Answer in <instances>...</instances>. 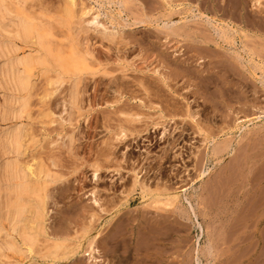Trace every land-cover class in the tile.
<instances>
[{
	"label": "rangeland",
	"instance_id": "374dc122",
	"mask_svg": "<svg viewBox=\"0 0 264 264\" xmlns=\"http://www.w3.org/2000/svg\"><path fill=\"white\" fill-rule=\"evenodd\" d=\"M65 1L42 0L38 3H46L48 6L52 5V7H57ZM160 1L75 0L77 10L86 8L90 10V14L93 12L99 13L101 23H104L110 31L120 32L125 42L120 39L109 42L103 38L102 33L93 32L92 30L88 31L93 40L92 43H95L94 45L92 44L96 61L95 64L98 63L100 65L101 72L94 76L93 79L89 78V76L83 78L80 84L83 90L81 108L68 121H66L68 119L67 113L66 116L65 112L62 111L60 95L69 87V84H64L61 88L62 90L43 99L41 103L38 97L32 99L30 115L29 117L24 115L21 119V124L25 132L29 136L34 137L37 143H35L33 149L26 150L22 160L27 162L29 158V162L32 160L31 157L38 156L42 159H52L56 162V169L54 168L53 171L57 172V175H61H59L61 180L51 189V202L55 201L59 204L58 206L56 205L57 208L54 206L57 203L52 202L54 214L53 212L51 213V219L54 215L56 219H52L55 225L51 224L50 229L53 231L57 227L59 228V232L65 230V232L61 231L63 234L80 236L83 235L82 228L87 225L89 228L88 231L90 230L89 233L91 232V237L100 234L97 237L98 240H96L100 253L96 252L95 254L97 255L94 254L98 258L99 263H95L93 260L94 263L90 264H103L105 259H108L109 262L112 261L110 264H196V251L197 249L205 247L208 244V239H211L212 242L218 241L216 244L219 245L216 248L218 249L221 246L220 253L222 252L224 255L229 256L224 258V255L220 254L218 257H222L220 259L221 261L217 258L216 261L212 260L213 264H219V261L220 264H239V262L241 264H264V242H261L264 241V220H261L257 227L255 224H250L252 220L256 221V219L246 218L252 215V212L254 215L260 213L262 215V212H264V206L261 205L264 200V189L261 190V188H264V170L262 169L264 168V66L263 71L261 68L262 64L264 65V40L255 36L253 30L248 29L245 33H231L229 40L222 42L220 36L221 11L217 10L213 3L211 5L210 0H205V2L204 0H188L184 5L167 10H164L161 4L162 2ZM195 1L198 2L196 3ZM203 3L205 4L204 7ZM197 4H199V7H197ZM209 5L211 6L207 7ZM190 8L192 12H187ZM199 9L202 12L204 9L203 16L205 18L197 16L199 15L197 13ZM250 9L253 11L255 8L250 6L248 9L249 22L252 23L254 14ZM216 10L220 13H217ZM169 11H171L170 14ZM137 14L139 17L135 18ZM145 15L147 19L146 17L144 18ZM163 15L170 17V20L167 21V17L165 18ZM139 18L149 20L148 22L150 23L151 21L152 24L150 23L147 27L136 26L135 20ZM233 20L235 21L231 20V22L236 23L237 19L233 18ZM182 22L185 24L183 23L181 25ZM188 22L189 24L187 25L190 28H187L186 23ZM238 22L237 20L236 24ZM166 24L171 26V28L167 27L168 25ZM173 24L176 27L185 25L186 27L184 26L182 29L189 30H184L185 33L182 30V34L193 36L192 38L190 37V42H193V39L195 41L190 43L188 40L185 41L186 43L181 42V44L176 45V40L179 38L177 37L178 39H176V35H173L174 37L171 35L174 34L172 33V28L175 27ZM166 27L170 29L171 33H168L169 31H167ZM200 31L204 33H200ZM195 33L196 35L199 34L196 36ZM203 38L207 39L208 44H201L198 41L203 40ZM211 38L212 41L214 39L213 43ZM214 43H217V46ZM173 45L174 47L176 45L178 50L172 47ZM245 45L249 48L245 47ZM243 46L248 51L246 49L244 50ZM250 51L253 52L252 55ZM254 51L256 52V56L254 55ZM248 52L253 62L259 60L256 63H253L252 60L249 62ZM229 54L235 55L233 57L235 59H239L238 56H240V60H234L231 56L230 59ZM222 57H226L224 58L225 60H221ZM257 57L259 58L256 59ZM228 60L230 63L233 61L232 64L229 62L226 63ZM260 60L261 62L263 61L262 64ZM234 61L238 64L235 65ZM255 64H261V66H257V68L259 67L258 69L252 68L256 67ZM243 65L247 68L243 67ZM204 69L205 71H203ZM228 79L229 81H227ZM36 83V90L38 89V85H40L39 88L44 85L41 79L36 81ZM228 84L231 86L228 87ZM225 85L227 88L223 87ZM41 89L34 91L37 93ZM9 94L0 75V143L5 136L7 127L10 123H13V121L8 122L2 118L10 101ZM188 109L190 112L194 111L193 113L197 114L194 120L187 115L189 114ZM202 110L204 113L201 112ZM185 111L188 113H185ZM198 111L200 114H198ZM48 112L51 113L50 116H47ZM186 116L189 117L186 118ZM200 119H204L203 122L206 119V123L201 122L202 120ZM164 129H166V135L162 133ZM121 130L127 136L123 137L120 141L114 135ZM167 132H169L168 136ZM169 138L172 141H169ZM204 139L207 141H204ZM70 140L71 142L68 144ZM166 141L168 142L166 143ZM224 141H226L225 143L230 141L231 146L229 150L227 149V152L225 151L223 154H220L221 157L220 155L217 157L215 153L211 155L210 153L213 152L211 150L218 143H220L221 147L224 144H221V142ZM27 142L26 145L29 144ZM147 151H149V154ZM244 154L247 157L245 156L243 159ZM252 154L255 156L253 157ZM163 155L165 156L163 157ZM215 155L216 157H214ZM255 158H260L261 160H253ZM46 159L43 160L49 163ZM240 159L241 161H239ZM218 160H220V163H218ZM233 160L234 163H232ZM258 161H261L262 164ZM235 163L236 167L234 165ZM243 164H246L247 168ZM253 165L257 167H253ZM95 166H100L98 179L97 177H92ZM248 166L254 175L248 173L250 172L248 171ZM199 170L201 171L200 174H198L200 172ZM238 171L242 172L241 175ZM243 171L245 174H243ZM138 173L140 179L145 184L143 188L139 186L132 187L134 176ZM231 175L236 177V179ZM226 176L228 177L226 178ZM237 177L240 178L238 179ZM253 177L255 179L258 178V180L256 179V181ZM225 178L226 180H224ZM248 179L251 183L254 182L252 185L248 186L247 184L246 186L245 184L249 182ZM228 182L230 183L229 185ZM258 182L259 184L256 185ZM215 183L219 185L216 187ZM222 185L227 187L233 186L230 189L234 192L230 191L227 193V187L225 190ZM234 185L237 187L236 189L242 186L245 189H243L244 191L242 188L236 190ZM253 186L257 191H251V189H254ZM221 189L224 190L222 191ZM53 190L55 191L52 192ZM58 190L61 191L57 193ZM210 190L212 192L216 190L215 194H212ZM239 190L241 191L240 194ZM245 190L249 191L246 192ZM201 191L203 193L200 196ZM259 191L263 194L260 195L261 199L258 196L260 194ZM91 192L98 194L95 195ZM232 193H236L234 194L235 199ZM247 193L250 196H254L253 201L252 196H249L251 202L247 201ZM172 194L179 196L175 207L165 208L161 204L152 205L151 201L157 199L158 196L159 198L161 196L163 200L166 198L165 196ZM244 194L246 195L245 197ZM255 194L258 195L256 196ZM214 195L215 197H213ZM226 195H228L227 199L225 198ZM63 196L67 198L65 199ZM197 196L202 199L197 198ZM202 196H206L207 198H203ZM53 197H56L58 200H55ZM95 197L100 198L102 207H100V204L94 203ZM258 197L259 199H257ZM198 199L201 200L199 201ZM221 199L225 202L223 200L222 202ZM257 200L260 202L262 200V202L256 203L258 202ZM238 201H242L241 204L243 207H241L242 205ZM243 201L246 203L243 204ZM187 202L189 205L190 203L193 206L195 205V211L198 216L197 220L200 222L202 230L197 227L198 224L194 221V216L192 211L189 210L191 208ZM224 203L228 204L223 206ZM235 203L239 206L238 208L235 207ZM250 203L252 204L248 205ZM71 204H75L79 208L75 205L72 207ZM160 207L163 208V211ZM255 207L259 210L253 211L256 209ZM80 208L81 211H77ZM230 209L236 215L230 214ZM233 209L235 210L234 212ZM248 209L250 210L248 211ZM179 211L184 214V217L182 214H180L181 216L179 215ZM250 211L251 213L249 215L248 212ZM156 213H158V216ZM185 214L188 217H185ZM237 214L241 216L239 220L237 218L239 215ZM257 215L256 217H258ZM242 216L244 217L242 218ZM148 217L152 219H148ZM155 217L157 220L159 218V220L156 221ZM160 217L163 218L160 219ZM143 218L145 221H143ZM152 220L156 222L152 223ZM164 222L167 223L164 224ZM154 225L157 228L159 225V228L154 229L156 227ZM253 225L255 227H251ZM160 227L162 229L159 231ZM236 227H238V230H236ZM123 228L127 229L124 230ZM261 228L262 230H260ZM114 229L116 232H114ZM240 234L243 235L239 236ZM106 235L107 239L105 240ZM116 237L118 239L121 238L120 241ZM100 238H103V240ZM115 239L118 241H115ZM234 239L238 240L233 241ZM98 241H100V244ZM127 242L129 243L127 244ZM248 243L250 248L248 247ZM224 244L228 246L226 250L224 249ZM236 244L237 246L239 244L240 248ZM112 247L114 250L111 249ZM116 247L118 248L116 249ZM85 250L86 253L83 255ZM87 251V247L82 249L75 258L76 262L68 261L67 263L72 264L75 262L74 264H84L83 261L86 262L88 260L89 252ZM239 251H241V255H238L240 254ZM258 251L261 252L259 253ZM233 253L234 255L231 258V254ZM235 253L238 256L236 260ZM118 255H121L120 258ZM82 257H85L86 260L85 258L82 259ZM111 257L114 258L111 259ZM250 258L254 259L252 260ZM201 259L202 264H212L208 258L203 257ZM249 259L251 262H249ZM33 260H31L33 264L35 262L38 263L37 260ZM116 260L119 261L117 262ZM247 261L248 263H246ZM90 262L92 261L90 260Z\"/></svg>",
	"mask_w": 264,
	"mask_h": 264
},
{
	"label": "bare ground",
	"instance_id": "6f19581e",
	"mask_svg": "<svg viewBox=\"0 0 264 264\" xmlns=\"http://www.w3.org/2000/svg\"><path fill=\"white\" fill-rule=\"evenodd\" d=\"M39 1L41 2L42 0H0V75H1V78L3 79V81H4L5 88L10 93L9 94L10 95L9 96L10 97L9 98L10 101L8 103L7 109L4 111V113L2 115V118L7 120L8 122H10V121L12 122L13 121V123H10L9 126L7 127L5 136L3 137V139L1 140V143H0V264H27L28 262H30L28 264H31V263L33 264V262H31V260H33V259L37 260V262L39 264H58V263H65L66 264L68 261H75L76 256L82 251V249H85L86 247L88 248L87 252H89L88 257H87L88 260L86 262H89V263H86L84 261H83V263L84 264L85 263L86 264L94 263L93 260L95 261V263H97V262L99 263V260H97L98 258H96V256H94V254L96 252L100 253V251L98 250L99 247L97 246V241H96V240H98L97 237H99L98 235H100V234L91 237V234H90L91 232L89 233L90 230L88 231L89 228H88L87 225H86L87 227L85 226V227L82 228L83 235H80V236H78V235H69V234L66 235V233L63 234V233H61V231L65 232V230H61L60 229L61 231L59 232V230H58L59 228H57V227H56L57 229L55 227H53L57 231H55V230L52 231L50 229L51 228V224L55 225L53 223V220L56 219L55 215L52 218L53 220L51 219V213L53 212V214H54V211H53L54 209L52 208V202H55V201L51 202V199H52L51 189H53L52 187L54 185L56 186V184L59 183V181L61 180V177H60L61 175L59 174L60 175L59 176V175H57V172L53 171V169L56 167L57 164L52 159L47 160L46 158H43V159H46L49 163H47L45 160H43L41 157H38V156H36V157H38L37 159H35L36 158L35 156H33L35 158L31 157L32 160H30L29 162H28L29 158H28L27 162L22 160V157L26 153V150L33 149L34 146H35V143H37V142H36V139H34V137L29 136L28 133L25 132V130L23 129V125L21 124V119L23 118L24 115H27L29 117L30 112H31V108H32V99L34 97H38V99H39V101L41 103V101H43V99L48 98V97L54 95L55 93H57L58 91L62 90L61 88L63 87L64 84H69V87L67 89H65V90L63 89L64 91L60 95L61 96L60 100H61V105H62V111L65 112V115H66V113L68 115V117H67L68 119L67 120L65 119V120L66 121L70 120V118L73 115L77 114L79 112L80 108H81V102H82L81 96L83 94V90H82V87H81L80 84L83 81V78L86 77V76H89V78L93 79L94 76H96L99 72H101L100 65L98 63L95 64L96 61H95L93 50H92V46L95 43L94 44L92 43L93 40L91 38V35L88 33V31L92 30L93 32L102 33L103 38H105L109 42H113L116 39H120L123 42H125V39L122 38V36L120 35V32L112 31V30L110 31L109 28L106 27V25H104V23H101V21L99 20V17H100L99 13L93 12V13L90 14V10H87L86 8H81V9L77 10V5H76L75 0H66L63 4H60L57 7H52V5L48 6L46 3L45 4H43V3L39 4L38 3ZM210 1H211V5L213 3L214 7L217 8V10L221 11V31H220L221 33H220V36H221L222 42L228 41L229 40V36L231 35V33H243V32L245 33L248 29L253 30L255 32L254 33L255 36L260 37V38H262L264 40V0H210ZM160 2H162L161 4H162L164 10H167V9H170V8L174 9V7L179 6V5H184V3H187L188 0H161ZM204 2H205V0H204ZM124 3H127V2H124ZM208 4H210V2H208ZM197 5H198L197 7H199V4H197ZM211 5H209L207 7H210ZM204 6H205V4L203 5V7ZM250 6H252V8L256 9V10L254 9L253 11L250 9L252 11V13L254 14V17L252 19V23L249 22V17H248L249 16V10L248 9H249ZM197 7H195V8H197ZM187 12H192L191 8ZM203 12H204V9H203ZM203 12L201 11V9H199L198 12H197L199 15H197V16H199V17L202 16V17L205 18V16H203L204 15ZM170 13H171V11H169V14ZM217 13H220V12L217 11ZM143 15H144V13H143ZM143 15L141 14V16H143ZM223 16L224 17L227 16L229 18H227V17L224 18ZM137 17H139L138 14L135 16V18H137ZM145 17H146V15L144 16V18ZM164 17L165 18L167 17V19H166L167 21L170 20V17H168V16H164ZM233 18H236L239 21L238 24H236L237 20H236V23L235 22H231V20L235 21V20H233ZM146 19H147V17H146ZM146 19H140L139 18V19L135 20V25L136 26L147 27L148 25H150L151 21L149 23L148 22L149 20H146ZM226 19H228V20H226ZM183 23L184 22H182L181 25H183ZM198 23H200V22H198ZM187 24H189V22L186 23V25ZM166 25H168V24H166ZM173 25H172V27H173ZM179 26L178 27L175 26L176 29H175V27L172 28L173 30L171 29L172 33H174V34H171V35L172 36L176 35V39H178V38L181 39V40H179V39L176 40V43H177L176 45L181 44V42L182 43L183 42L186 43L185 41H188V40L190 42V40H191V38L193 36H188V35L182 34L184 32V30H185V29H182V28L185 25L182 26V27H179ZM167 27L171 28V26H169V25ZM167 27H166V29H167ZM187 28H190V27L187 25ZM182 30H183V32H181ZM186 30H189V29H186ZM167 31H169L168 33H171L169 28L167 29ZM188 32H191V31H188ZM202 32L200 31V33H202ZM196 33H195V35H196ZM192 34H190V35H192ZM206 35H208V34H206ZM199 37H200V35H199ZM174 40H175V38H174ZM194 41L195 40L193 39V42ZM198 41H200L201 44L207 43V39H204V38H203V40H198ZM211 41H212V38H211ZM213 41H214V39H213ZM213 41H212V43H213ZM193 42L191 41L190 43H193ZM214 44L217 46V43H214ZM176 45H175V47H174V45L172 47H174V48H176L178 50V47H176ZM180 47H182V46H180ZM245 47H248V46L245 45ZM245 47L243 46L244 50L245 49L247 50V48H245ZM176 49H174V50H176ZM250 50H252V49L250 48ZM179 51H180V49H179ZM250 53H251V55L253 54V52H251V51H250ZM255 54H256V52L254 53V55ZM249 55L250 54L248 52V57H249ZM230 56L232 58L235 57V55H230L229 54V58L230 59H231ZM238 57H239V59H237V58L236 59L240 60V56H238ZM259 57H261V56H259ZM259 57H257L256 59H258ZM224 58H226V57H224ZM224 58L222 57L221 60L224 59ZM233 59L236 60L235 58H233ZM251 60H252V57L248 61L250 62ZM258 60H256V61H258ZM261 60H260V62H261ZM242 61H239V62L241 63ZM256 61H254V62L256 63ZM263 61H264V59H263ZM228 62H229V60L226 61V63H228ZM232 62L233 61H231V63L230 62L229 63L232 64ZM252 62H253V60H252ZM262 62H261V64H262ZM234 63H235V61H234ZM222 64H225V63H222ZM236 64H238V63H235V65ZM261 64H255L256 67H252V68L256 69L257 66H261ZM232 66H234V65H232ZM251 66H252V64H251ZM263 66L264 65L262 64V67H261L262 71H263ZM243 67H245V66L243 65ZM245 68H247V67H245ZM203 71H205V69ZM211 71H213V70L211 69ZM231 71H232V69H231ZM242 71H241V73H242ZM252 71H254V70H252ZM245 72H244V74H245ZM206 73H208V72H206ZM219 73H221V72H219ZM198 74H199V72H198ZM201 75H202V73H201ZM39 79H41V82L43 80L44 85H43V87H40V88H39L40 85H38V89L37 90L42 88L41 89L42 91L40 90L41 92L38 91L36 93L34 90H36L35 88H37L36 81H38ZM229 79L227 81H229ZM240 79H241V77H240ZM249 83H250V81H249ZM231 85H232V83H231ZM231 85L228 84V87L231 86ZM223 87L225 88L226 85L223 86ZM240 90H241V88H240ZM145 91H146V88H145ZM187 111L189 112V114H187V115H189L190 117L186 116V118L189 117V118H192V120H194V118L196 117L197 114L193 113L194 111L190 112L189 109ZM187 111H185V113H188ZM201 112L204 113L203 110ZM198 114H200L199 111H198ZM50 115H51V113L48 112L47 116H50ZM202 117H203V114H202ZM206 119H205V122H203L204 119L203 120L200 119V120H202L201 122L206 123ZM173 130H171V131H173ZM163 131L164 132H162V133L166 135V133H165L166 129H164ZM171 131H170V133H171ZM168 135H169V132H167V136ZM114 136L117 137V140L121 141L122 138L126 137L127 135H126L125 132H123L121 130L119 133L115 134ZM167 136H166V138H168ZM174 138H171V139H174ZM28 140H30V141L27 142ZM169 141H172V140H170V138H169ZM204 141H207V140L204 139ZM26 142L29 143V144H27L28 146L26 145ZM70 142H71V140L69 141L68 144H70ZM167 142L168 141H166V143ZM225 142L226 141L221 142V144L224 143V144L221 145V147H220V143H218V145H216L217 147L214 145L215 148L211 150L213 152H211L210 154L214 155V153H215V154H217V157H218V155L223 154L225 151L227 152V149L229 150V148L231 146V143H230V141H227V143H225ZM172 143H174V142H172ZM147 152L149 154V151H147ZM164 152H165V150H164ZM253 152H254V150H253ZM107 153H106V156H107ZM165 155H163V157ZM252 155L254 157L255 155H257V153H255V155L254 154H252ZM245 156L247 157V155L244 154L243 159L245 158ZM210 157H212V156H210ZM214 157H216V155ZM220 157H221V155H220ZM158 158H160V157H158ZM241 159L239 161H241ZM243 159H242V161H243ZM259 159L255 158L253 160H259ZM220 160H222V158H220ZM220 160H218V163H220L219 162ZM232 163H234V160H233ZM251 163H253V162H251ZM261 164H262V162H261ZM234 165L236 167V163ZM244 166L246 167V164ZM255 166L253 165V167H255ZM258 166H260V165L258 164ZM99 167L95 166L94 171L92 172L93 173L92 177H94V178L97 177V179H98V171L100 169ZM102 168H103V166H102ZM248 168H249V166H248ZM240 169H242V168H240ZM252 169H254V168H252ZM262 169L264 170V168H262ZM225 170H228V169H225ZM248 171H250V168H249ZM251 171L248 172V173H251V174L254 175V173H252L253 171L252 172ZM223 172H225V171L223 170ZM223 172H222V174H223ZM236 172H237V170H236ZM239 172L240 171H238V173ZM200 173H201V171L198 174H200ZM241 173L242 172H240V175H241ZM256 173H257V171H256ZM261 173H262V171H261ZM227 174H228V172H227ZM243 174H245V172ZM260 174H259V177H260ZM231 176H233V175H231ZM223 177H221V178H223ZM227 177L228 176H226V178ZM247 177H248V175H247ZM256 177H257V175H256ZM226 178L224 180H226ZM234 178L236 179V177H234ZM234 178H232V179H234ZM237 178L239 179L240 177H237ZM248 178L250 179V177H248ZM238 179H237V181H238ZM256 179L258 180V178H256ZM193 180H194V178H193ZM216 182L218 183V181H216ZM239 182H241V181H239ZM243 182H242V184H243ZM232 183L234 184V182H232ZM252 183L249 180V182H247L245 185L247 186V184H248V186H249V185H252ZM229 184L230 183L228 182V185ZM257 184H259V182L256 183V185ZM144 185L145 184H144L143 180H141L140 177H139V173L136 174L134 176V179H133V182H132V187L135 188V187L139 186L140 188L141 187L143 188ZM215 185H216V183H215ZM218 185H216V187ZM223 186L224 185H222V187ZM238 186H239V184H238ZM240 186H242V185H240ZM226 187L227 186H224L223 188L225 189ZM232 187H230V186L227 187V193L230 192V191L234 192L233 190L230 189ZM234 187H235V185H234ZM213 188H214V186H213ZM236 188L237 187H235V189ZM241 188H242V190L245 189V187H243V186ZM253 188L254 189L253 190L251 189V191H253V192L257 191L254 186H253ZM59 189H62V188H59ZM238 189H236V190H238ZM262 189H264V188H261V190ZM55 190H53L52 192H54ZM202 190H203V188H202ZM221 190H220V192H221ZM249 190H250V188H249ZM259 190H260V188H259ZM60 191L61 190H58L57 193H59ZM207 191H208V189H207ZM215 191L214 192L211 191L212 194L213 193L215 194ZM248 191H246V192H248ZM95 192H93V193L91 192V193L97 195L98 193L96 194ZM224 192H226V191H224ZM240 192L241 191L239 190V194H240ZM201 193H203V192L202 191L200 192V194H199L200 196H201ZM227 193H225V194H227ZM234 194H236V193H234ZM252 194H254V193H252ZM261 194L262 193L260 192V194L259 195L257 194V195L260 196ZM209 195H208V197H209ZM224 195H223V197H224ZM198 196H197V198H201V197H198ZM227 196L228 195H226V197H225L226 199H227ZM245 196L246 195L244 194V197ZM249 196L250 195L248 194L247 197H246L247 201H250V197L251 196H252L251 198H252V201H253V197L254 196L253 195H251L250 197ZM165 197L166 198L162 197V198H164L162 200L161 196H160V198L158 196L157 199H154V200L151 201L152 205L153 204L154 205L161 204L165 208H170V207L173 208V207L176 206V204H177V202L179 200V196L174 195V194L167 195ZM205 197H203V198H205ZM213 197H215V195ZM233 197L235 199V195ZM98 198H96V197L94 198V203L95 204H100L101 200H100V198L99 199ZM219 198H221V197H219ZM54 199L58 200V199H56V197ZM201 199H198V200L200 201ZM223 199H221V201ZM231 199H233V198L231 197ZM257 199H259V197ZM260 199H261V196H260ZM233 200H232V202H233ZM62 202H64V201H62ZM226 202H228V201L226 200ZM238 202H240V201H238ZM259 202L260 201H258L256 203H259ZM261 202H262V200H261ZM55 203H57V202H55ZM60 203H61V201H60ZM191 203H190V205L188 203L189 207L191 208L189 210L192 211V214L194 216V221H196L197 224H198L197 227H199V229L202 230V226L200 225V222H198V220H197L198 216H197V213L195 211V205L193 206ZM198 203H200V202H198ZM237 203H235V207L238 208L239 206L236 205ZM241 203H242V201L240 202V204ZM245 203L243 201V204H245ZM58 204L59 203L54 204V206H56V205L58 206ZM64 204H65V202H64ZM197 204H196V206H197ZM201 204H203V203L201 202ZM201 204H200V206H202ZM224 204H223V206H226L228 203L225 204V205ZM251 204L252 203H250L248 205H251ZM74 205L71 204L72 207ZM204 205H205V203H204ZM261 205L264 206V200H263ZM232 206H233V204H232ZM232 206H230V207L232 208ZM76 207H78V206H76ZM76 207H75V210H76ZM100 207H102V205ZM241 207H243V205ZM249 207H251V206H249ZM260 207H262V206H260ZM157 208H158V206H157ZM160 208H161V210L163 209L162 207H160ZM197 208H198V206H197ZM204 208H207V207H204ZM250 209H248V211ZM258 210L259 209L256 208L253 211H258ZM68 211H69V209H68ZM77 211H81V208L79 210H77ZM171 211H173V210H171ZM234 211L235 210L233 209V212ZM174 212H173V214H174ZM183 212H185V210H183ZM229 212H230V214L232 213L231 209H230ZM240 212H242V211L240 210ZM82 213H84V212H82ZM199 213L201 214V212H199ZM248 213L250 215L251 211L248 212ZM156 214L158 216V213H156ZM180 214H182V213L180 212L179 215ZM232 214L236 215V213L235 214L232 213ZM251 214L252 215L247 216L246 218L250 217V218L256 219V221L254 220L255 222L252 220V222L251 223L249 222V223L250 224H255L258 227V223L261 222V220H264V212H262V215H261V213L257 215L256 212H255V214L258 217H256V215H254L253 212ZM182 215L184 217V214H182ZM237 215H239V214H237ZM246 215H247V213H246ZM87 216H90V215H87ZM159 216H163V215H159ZM156 217H155V220L158 221L159 218L157 220ZM185 217H188V216L186 215ZM239 217L241 218V216L240 215L237 216L238 220H239ZM243 217L244 216H242V218ZM150 218L148 217V219H150ZM162 218L163 217H160V219H162ZM141 219H142V217H141ZM51 220H52V223H51ZM227 220H228V218H227ZM230 220H232V219H230ZM143 221H145L144 218H143ZM146 221H147V219H146ZM244 221H245V219H244ZM153 222H154V220H152V223ZM162 222H160V223H162ZM160 223H159V225H160ZM165 223H167V222H164V224ZM148 224H149V222H148ZM84 225H85V222H84ZM159 225H158V228H159ZM170 225H171V223H170ZM140 226H141V223H140ZM154 226H156V225H154ZM167 226H166V228H167ZM90 227H92V226H90ZM240 227H241V225H240ZM251 227H255V226L253 225ZM137 228H139V227H137ZM155 228H157V226L154 227V229ZM237 228L238 227H236V230H238ZM243 228H244V226H243ZM62 229H64V228H62ZM123 229L126 230L127 228H123ZM145 229H143V230H145ZM151 229H152V226H151ZM157 229H156V231H158ZM161 229L162 228L160 227L159 231ZM250 230L252 231V229H250ZM260 230H262V228ZM114 232H116L115 229H114ZM159 233H161V232H159ZM254 233H256V232H254ZM243 234H240L239 236H241ZM261 235H262V233H261ZM108 236H110V235H108ZM123 236H125V235L123 234ZM247 237H245V238H247ZM106 239H107V235H106L105 240ZM116 239H118V238L116 237ZM116 239H115V241H118V240L120 241L121 238H119L118 240H116ZM241 239H242V237H241ZM263 239H264V237H263ZM101 240H103V238ZM217 240H219V239H217ZM235 240H238V239H234L233 241H235ZM247 240H248V238H247ZM100 241H98L99 244H100ZM217 242H212L211 239L210 240L208 239V244L205 247H202V249H197L196 254H195L196 264H202V259L201 258H203V257L208 258L212 264H213V261L217 260V258H219V260L222 258V257L221 258L218 257L220 254H223V253L222 252L220 253V251L222 249L221 246H219L218 249L216 248V246L219 245V244H216ZM241 242H242V240H241ZM261 242H264V241H261ZM128 243L129 242H127V244ZM219 243H221V241H219ZM120 244H121V242H120ZM257 244H258V242H257ZM116 245H117V243H116ZM225 245L226 244H224L223 246H225ZM103 246H104V244H103ZM236 246H237V244H236ZM236 246H235V248H236ZM238 246L240 248L239 244H238ZM227 247L228 246H225L224 249L226 250ZM231 247L233 248L232 245H231ZM231 247H230V250H231ZM248 247L250 248L249 243H248ZM117 248L118 247H116V249ZM260 248H261V246H260ZM111 249H113V247ZM124 249H126V248H124ZM236 249H238V248H236ZM256 249H257V247H256ZM225 250H223V251L225 253H227ZM238 250H237V252H238ZM227 251H229V250H227ZM241 251H242V249H241ZM241 251H239L240 254H238V255H241ZM85 253H86V250H85L83 255H85ZM106 253H107V251H106ZM117 253H119V252H117ZM80 255H82V254H80ZM95 255H97V254H95ZM103 255H105V254L103 253ZM106 255H108V254H106ZM228 255H230V254L228 253ZM232 255H234V253L231 254V258H232ZM120 256H119V258H120ZM235 256H236V253H235ZM225 257H229V256H226V254H225L224 258ZM237 257L238 256L235 257V260H236ZM83 258H85V257H82V259ZM100 258L102 259V257H100ZM106 258H107V256H106ZM113 258L111 257V259H113ZM116 258H117V256H116ZM126 259H127V257H126ZM242 259L244 260L245 258H242ZM250 259H252V258H250ZM85 260H86V258H85ZM90 260L92 262H90ZM220 261H219V264H220ZM75 262H73L72 264H74ZM111 262L112 261L109 262L108 259H105L103 264H110ZM206 262H207V260H206ZM249 262H251V260ZM38 263L35 262L34 264H38ZM81 263H82V261H81ZM215 263H217V262H215ZM246 263H248V261ZM77 264H79V263H77ZM112 264H114V263H112ZM239 264H241V263L239 262Z\"/></svg>",
	"mask_w": 264,
	"mask_h": 264
}]
</instances>
